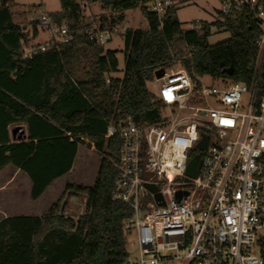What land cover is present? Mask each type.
<instances>
[{
	"label": "trees",
	"instance_id": "16d2710c",
	"mask_svg": "<svg viewBox=\"0 0 264 264\" xmlns=\"http://www.w3.org/2000/svg\"><path fill=\"white\" fill-rule=\"evenodd\" d=\"M84 1L85 6L100 4L108 15L83 23L78 0H60L61 11L49 16L67 24L72 40L60 49L28 56V48L37 45L30 47L23 35L13 0H0V172L9 165L20 169L32 182V200H38L70 172L83 139L102 156L93 186L68 184L41 217L0 222V264L126 262L129 242L124 226L133 212L112 198L120 142L107 138L109 126L126 119L141 126L160 122L162 103L147 85L155 81L157 71L170 70L178 61L192 76L234 83H249L255 73L259 30L246 16L224 19L230 38L209 45L210 26L185 31L178 8L168 10L161 22L150 10L152 0ZM137 9L149 28L122 34L125 70L123 78H115L118 53L106 50V43H96L85 31L93 24L99 29L121 27L125 13ZM31 24L36 38L39 21ZM230 67L232 76L223 72ZM17 126L25 127L26 133L13 140L11 129ZM73 197L83 205L77 214L66 212Z\"/></svg>",
	"mask_w": 264,
	"mask_h": 264
},
{
	"label": "built area",
	"instance_id": "2783aa9c",
	"mask_svg": "<svg viewBox=\"0 0 264 264\" xmlns=\"http://www.w3.org/2000/svg\"><path fill=\"white\" fill-rule=\"evenodd\" d=\"M178 3L152 0L149 7L162 22ZM218 13L231 21L246 16L258 28L252 80L210 77L220 85L213 86L185 69L165 70L156 94L162 120L141 126L126 119L107 130L120 142L112 198L133 212L123 264H264V0H219ZM38 21L49 39L26 55L72 40L65 22L46 14ZM85 33L104 44L120 29L93 24Z\"/></svg>",
	"mask_w": 264,
	"mask_h": 264
},
{
	"label": "rangeland",
	"instance_id": "374dc122",
	"mask_svg": "<svg viewBox=\"0 0 264 264\" xmlns=\"http://www.w3.org/2000/svg\"><path fill=\"white\" fill-rule=\"evenodd\" d=\"M179 3L175 6L178 8V18L180 22L184 25L185 31L194 30L201 25H209L211 29V35L208 38L209 45H216L220 42L226 41L230 38V33L222 26V22L224 19L218 14L219 10V0H177ZM13 2L17 5L14 8V13L16 21L23 28V35L26 40L29 42V46H36L42 44L43 41L40 37L35 38L33 35V25L32 21H37L38 18L42 14H53L61 11L62 6L60 0H13ZM78 2L82 5L84 21L83 23H89L96 18L107 15L106 13L101 14L105 10L101 8L100 4L88 5L85 6L84 0H78ZM97 15V16H96ZM148 22L142 12L137 10H130L126 12V21L125 23L119 27L120 33L115 35L109 42L105 44L106 50H111L117 52V57L119 60V70L117 73L112 74L115 78H123L124 70H125V60H124V41L122 38V34L124 32L123 29H134V30H148ZM43 31V29H39ZM49 37L48 33L46 35H41V37ZM30 49V48H28ZM184 52L187 53V49H184ZM189 54V53H188ZM188 54H185L184 57H187ZM173 70L184 69L181 65V62L178 61L177 64L172 68ZM156 74V73H155ZM203 81L207 85L220 86L218 81H213L209 76L203 77ZM163 83L162 79H157L155 77V81L149 83L148 90L156 95L158 94L159 87ZM88 147H92L93 145L89 140H85L83 142ZM96 151V150H95ZM97 152V151H96ZM100 155V154H99ZM102 156L94 155V158L90 160V167L92 168V172L95 173ZM25 196L22 194L19 201L16 202H6L4 203L9 208L8 213L10 214H25L27 211L22 209L25 204ZM19 207V208H18ZM82 201L79 197L74 198V202H69L66 207V212L71 214H77L78 211L82 210ZM134 240V237L131 238ZM128 242L130 240L128 238ZM130 247V246H129Z\"/></svg>",
	"mask_w": 264,
	"mask_h": 264
},
{
	"label": "crops",
	"instance_id": "0c3cea01",
	"mask_svg": "<svg viewBox=\"0 0 264 264\" xmlns=\"http://www.w3.org/2000/svg\"><path fill=\"white\" fill-rule=\"evenodd\" d=\"M104 13L108 15L107 11H104L101 14ZM46 34V31H40V34H38L36 38L40 37L43 40L41 43H45L46 41H48L49 37H41V35L43 36ZM18 128L23 129V132H18L17 135H22L23 133H26L25 127H13L11 129V136L13 140H16V131ZM85 140L88 139H83V141L78 146L77 156L70 172L65 176L55 180L48 187L43 196L38 200H32V182L30 181L28 176L23 173L20 169L13 165H9L2 172H0V222L5 219L17 216L41 217L51 208L54 203L59 200L65 190V187L68 184L93 186L96 182L102 159L100 160V164L96 172L93 173L92 168L90 167V160L94 158V155H100L98 152L95 151V147L91 142L90 143L93 145L92 147H88L86 144H84L83 142ZM22 194L25 196V204L22 209H25L27 212L25 214L8 213L9 208H6L7 206L4 203L11 201H19ZM74 198L75 197L71 198V203L74 202Z\"/></svg>",
	"mask_w": 264,
	"mask_h": 264
},
{
	"label": "water",
	"instance_id": "95a60500",
	"mask_svg": "<svg viewBox=\"0 0 264 264\" xmlns=\"http://www.w3.org/2000/svg\"><path fill=\"white\" fill-rule=\"evenodd\" d=\"M223 72L225 74L229 75V76H232L233 75V68H231V67L230 68H225ZM164 75H165V70H159V71L156 72L155 77L160 80V79H162L164 77ZM18 132L19 133H22L23 132V129H21V128H18L17 129V131H16V139L21 136V135H17ZM200 148H205V142L202 145H200ZM198 163H199L198 162V159H194L190 163V165L188 167V171H187V173H188L189 176L195 177L196 171H197V168H198ZM148 188L151 191H153V192L156 191V189L154 187L148 186Z\"/></svg>",
	"mask_w": 264,
	"mask_h": 264
}]
</instances>
